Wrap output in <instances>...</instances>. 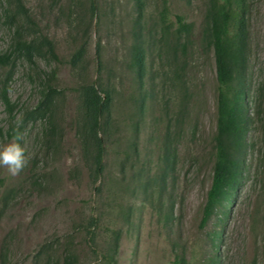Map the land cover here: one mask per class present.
<instances>
[{
  "label": "rangeland",
  "instance_id": "rangeland-1",
  "mask_svg": "<svg viewBox=\"0 0 264 264\" xmlns=\"http://www.w3.org/2000/svg\"><path fill=\"white\" fill-rule=\"evenodd\" d=\"M20 1L30 19L0 0V54L13 49L16 24L40 53L0 68L14 105L10 114L0 100V145L22 137L28 161L18 175L0 167L5 264H108L110 255L112 264H264V0H242L246 172L226 216L204 226L216 129L212 0ZM176 16L190 27L179 40ZM138 29L142 85L131 63ZM93 81L112 96L98 176L83 103ZM50 87L47 108L35 111Z\"/></svg>",
  "mask_w": 264,
  "mask_h": 264
},
{
  "label": "trees",
  "instance_id": "trees-1",
  "mask_svg": "<svg viewBox=\"0 0 264 264\" xmlns=\"http://www.w3.org/2000/svg\"><path fill=\"white\" fill-rule=\"evenodd\" d=\"M13 1L23 15L30 19L28 11L21 1ZM135 1L141 5V0ZM176 20L178 28L173 36L179 40L182 36H187L190 27L181 16H176ZM136 24L139 22L136 21ZM134 35L135 43L132 46L131 63L132 66H135L137 79L142 85L145 56L141 45V31L138 29ZM247 36V23L242 0H212L206 38L213 46L216 68V129L213 136L212 180L202 211L201 226H204L215 214H220V218L226 216L227 206L246 172L245 154L248 146L246 133L251 124V118L245 105ZM43 41L51 56L56 58L52 42L46 37L43 38ZM38 53H40L39 44L23 37L21 27L16 24L14 47L8 54H0V68L11 65L17 57L23 56L31 60ZM54 91L50 87L43 94L42 99L34 108L35 111L47 108L50 94ZM0 100L6 111L11 114L14 105L8 94L6 82L0 85ZM83 103L88 136L95 139L97 144L95 176H98L103 169L104 155L103 141L101 137H98V134L99 130L103 128L104 117L109 115L111 110V92L97 81H93L83 91ZM16 132L14 131V134L17 137ZM89 234H91L90 231ZM91 238L90 240H92ZM0 258L1 263L5 264L6 253L1 252ZM113 261V257L110 255L108 264H112ZM218 262V258L215 257L211 264H218ZM64 264H74V262L67 260Z\"/></svg>",
  "mask_w": 264,
  "mask_h": 264
},
{
  "label": "clouds",
  "instance_id": "clouds-1",
  "mask_svg": "<svg viewBox=\"0 0 264 264\" xmlns=\"http://www.w3.org/2000/svg\"><path fill=\"white\" fill-rule=\"evenodd\" d=\"M4 145H0V167L7 169L11 175H18L27 165L28 161L25 157V149L17 140Z\"/></svg>",
  "mask_w": 264,
  "mask_h": 264
}]
</instances>
